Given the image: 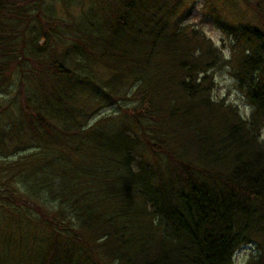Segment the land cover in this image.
I'll return each instance as SVG.
<instances>
[{
	"label": "trees",
	"instance_id": "obj_1",
	"mask_svg": "<svg viewBox=\"0 0 264 264\" xmlns=\"http://www.w3.org/2000/svg\"><path fill=\"white\" fill-rule=\"evenodd\" d=\"M185 1L0 0V264H264V0Z\"/></svg>",
	"mask_w": 264,
	"mask_h": 264
},
{
	"label": "rangeland",
	"instance_id": "obj_2",
	"mask_svg": "<svg viewBox=\"0 0 264 264\" xmlns=\"http://www.w3.org/2000/svg\"><path fill=\"white\" fill-rule=\"evenodd\" d=\"M194 1L195 7L194 11H192L193 20L201 19L202 15V7L204 5L205 0H188L185 1V5L189 6L190 3ZM227 3L224 0H217V3L215 5H218V8L221 11H233V5H231V2L234 0H226ZM237 2V0H235ZM208 4L212 2V0H207ZM219 2V3H218ZM222 2V4L220 3ZM250 7H248L246 4H243L238 2V7L241 8V12L243 11L245 15L242 17L245 19H248L250 15V9L253 8L251 4H249ZM236 14V13H234ZM203 28L207 34L208 37L212 39L216 45H220L223 42L224 36L222 33L216 29L215 27H212L208 24H203ZM227 55V54H226ZM216 82H217V90L215 92V96L219 99L226 98L229 101H232L233 103L237 104L243 111H248V107H246V104L244 102V98L242 97L241 93L235 88V80L231 78V76L226 71H219L216 74ZM107 110V109H105ZM107 111H114V108H109ZM105 111V112H107ZM108 113V112H107ZM99 116V115H98ZM97 116V117H98ZM262 138L264 139V131L262 134ZM252 250V246H245L242 249H240L235 255H234V264H245V261L248 257L249 252Z\"/></svg>",
	"mask_w": 264,
	"mask_h": 264
},
{
	"label": "bare ground",
	"instance_id": "obj_3",
	"mask_svg": "<svg viewBox=\"0 0 264 264\" xmlns=\"http://www.w3.org/2000/svg\"><path fill=\"white\" fill-rule=\"evenodd\" d=\"M224 43H227V42H224ZM221 45H222V43L220 44V45H218L219 47H221ZM223 50V53H224V55L226 56V57H228L229 56V52H228V49L227 48H223L222 49ZM227 54V55H226ZM227 100V99H226ZM228 102H232V101H229V100H227ZM233 103V102H232ZM263 131H264V129L262 130V134H263Z\"/></svg>",
	"mask_w": 264,
	"mask_h": 264
}]
</instances>
